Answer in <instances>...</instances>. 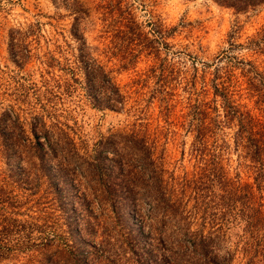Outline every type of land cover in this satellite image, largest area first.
Returning <instances> with one entry per match:
<instances>
[{
    "label": "rangeland",
    "instance_id": "374dc122",
    "mask_svg": "<svg viewBox=\"0 0 264 264\" xmlns=\"http://www.w3.org/2000/svg\"><path fill=\"white\" fill-rule=\"evenodd\" d=\"M73 25L88 45L89 57L118 87L121 104L110 93V98L104 97L98 82L86 87L72 55L76 43L70 32ZM261 29L262 4L236 10L215 0H0V205H8L6 196L13 195L15 203H20L16 216L27 218L30 208L47 207L50 200L56 204L49 181L57 186L65 183L61 197L67 198L70 226H74V191L84 176L76 168V160L54 142L55 132L65 130L78 154L86 155L99 138L133 127L147 134L155 164L161 168L159 178L171 182L172 178L195 177L210 152H215L225 177L252 184L245 209L256 211V225L246 231L240 218L222 219L215 251L218 257L227 253L228 264H264V190L259 197L260 189L253 182L255 171L240 145L234 144L235 125L223 117L225 102L220 94L231 104L245 105L239 108L258 111L253 97H248L247 78L251 68L264 72V45L258 50L249 44ZM105 98L112 107L103 104ZM197 108L205 109L208 116L217 113L220 120L214 133L219 146L210 144L211 151L202 157L191 150L190 123L196 122ZM37 114L51 130L53 142L50 149L42 134L38 135L45 149L42 162L14 140L15 136L33 139L31 123ZM123 152L127 161L135 163L134 168L127 175L126 167L110 174L101 169V183L118 187L114 195L121 190V196L125 192L120 186L131 187L135 198L121 213L109 208L103 211L91 202L95 230L89 239L101 264H146L152 256L162 257L177 248L180 222L174 217L162 220L144 194L154 173L146 165L138 166L128 151ZM101 155L109 156L110 151L102 149ZM211 190V196L221 193L216 182ZM182 201L185 209L191 207L192 199L184 196ZM234 203L238 209L240 204ZM59 216L53 229L0 233V264H61L64 253L75 251L70 250L75 230L70 233L66 218ZM199 218L189 221V230L201 227ZM201 229L207 230V225ZM82 234L88 238L84 231ZM47 240L50 245L43 250L41 244ZM151 245H156V252L149 251Z\"/></svg>",
    "mask_w": 264,
    "mask_h": 264
},
{
    "label": "trees",
    "instance_id": "16d2710c",
    "mask_svg": "<svg viewBox=\"0 0 264 264\" xmlns=\"http://www.w3.org/2000/svg\"><path fill=\"white\" fill-rule=\"evenodd\" d=\"M215 1L222 5L231 6L236 10L245 9L248 6L256 4H262L264 6V0ZM75 25L71 27L70 32L76 43L73 49L67 44V50L72 49V55L75 57L74 61L78 64L79 70L83 73L84 82L88 84L86 87L89 88V84L98 82L103 87L104 97L110 98L107 94L110 93L113 96L112 98H114L113 101L121 104L122 96L118 91V87L108 80L101 66L95 63L93 58L89 57L87 52L88 45L83 36L77 32ZM158 34L161 35V32H158ZM249 44L261 50V46L264 45V29H261L259 36L250 40ZM251 70L252 74L247 78L248 97H253V103L258 110L257 112L253 113L250 108H239L245 105L231 104L224 93L220 94L223 95L222 98H224L225 102L223 105V117L226 122L231 121L235 125V129L233 130L234 144L235 146L240 145L243 156L247 157L250 161V166L253 167L255 171L253 177L254 186L256 189H260V192L261 189L264 190V72L256 71L253 68H251ZM56 86H58V84H56ZM47 91L51 92L50 89ZM92 98L93 102L96 104L95 100L97 99L94 97ZM106 98L103 104L112 107L113 103H108ZM7 112L8 111L5 110V115ZM207 114L205 109L197 108L195 112L196 122L190 123V129L193 131L191 150L197 152L200 157H202L203 154H209L208 151H211L209 149L210 144L213 146L212 148H217L219 146L215 142L214 133L215 126L216 124H220V120L216 119L217 113L214 116H208ZM42 118L41 114H37L34 119H32L33 139L30 140L25 136L24 140H18V136H15L16 138L14 137L18 146L28 147V151H30L34 157L36 156V158L40 159V162H42L41 160L43 159L42 157L45 153V149L38 135L42 134L41 139L45 140L46 146L50 149H52L51 143H53L50 138L51 130L44 124ZM55 133L57 136L54 137V142H58L63 151L76 160V168L82 170L80 174L84 176V181L76 184L77 188H75L74 191L76 204L72 205L73 201L71 202V196L69 199L72 210L76 211V214H72L75 215V225L70 226L72 222L69 218V212L67 211V198L65 195L61 197L62 188L65 187V183L57 186L56 182L49 181L53 192L52 198L55 199V205L57 207L55 205L53 206L51 200H48L49 206L37 207L36 209L29 207L30 214H27V218L20 219L16 216L20 214L18 210L20 203L16 204L15 197L13 195H8L6 196L8 205H4L5 203L0 205V233H5L7 230L14 229L19 231L33 229L40 232L46 227L47 229H53L56 225V218L61 214V217L64 216L63 218H66L65 222L68 224L70 233H72V229L75 230L71 235L72 243L70 244V250L75 251H72L70 253L71 255L64 253L61 264L62 261L64 264L68 262L69 264H101L100 254L95 244L89 239V236H91L95 230L92 226L93 221L90 219L92 216L90 203H98L99 208L103 209V211L109 208L110 212H116L126 206L127 202H131V195L133 193L131 187L120 186V189L122 188L125 193L121 196V190L119 189L120 193L114 195V191L118 187L102 186V179L99 173L102 170H104V173H109L113 171V169L123 172L125 171L123 168L126 167L129 168L125 172L127 175V172H130L131 168H134L135 163L132 162L133 164H131L124 158V149L128 151L130 155L135 156L134 159L138 161V166L146 165L150 173L151 170L154 173L151 175L152 185L145 189L144 194L148 196L153 206L157 208V212L160 213L162 220H165L166 217L169 219H173L174 217L177 223L180 222V240L176 242L177 248L169 251V253L162 257L152 256V259H149L146 264H228L229 256H227V253H223L221 257H218L215 251L217 248L216 241L218 239V233H220L219 227L222 224L221 220L225 219L227 221V218H240L244 221V229L246 231L252 228V225H256V219H254V212L256 213V211L252 212V210H250L248 212V210L245 209L247 203L250 201V197H252V184H238L237 180L225 177L219 165L218 153L210 152L209 158L205 160L199 171H197L198 175L195 177H182L177 180L172 178V181L169 182L166 179L159 178L158 171L161 170V168L155 164L154 159L156 157L152 156L153 147L146 141L147 134L143 130L131 127L128 132L118 131L112 133L110 136L99 138L92 143L86 155L78 154L76 151L77 146L73 138L69 136L65 130L59 128ZM29 143H31V146ZM102 149L109 150L110 155H101ZM31 153L30 156H33ZM30 161L33 160L30 159ZM127 179H129V177H127ZM214 182H216L219 189H221V193H215L212 197L208 192H210ZM1 189L2 187H0V190ZM187 191L189 192L187 193ZM213 192L214 189L211 190V193ZM63 193L68 192L65 191ZM28 194H26V197ZM184 196L185 198L192 199V205L188 209L184 208V203L182 201ZM262 196L263 194L260 192L259 197L262 198ZM56 200L58 202H56ZM234 201L240 204L238 209L235 208L236 204ZM8 207L10 209H7ZM13 207H16V209H13ZM178 209L180 211H178ZM56 210L59 211L58 214H54ZM119 212L121 213V211ZM197 216L200 217V221L197 224L201 225V227L189 230L187 224L193 217ZM217 219L220 222H217L215 225ZM205 225H207V230L203 231L201 228ZM82 231L87 235V239L83 237ZM104 239L103 243L106 242ZM157 241H159V239ZM134 243L138 245L137 240H134ZM81 244L84 245L80 246ZM152 244H157V242H152ZM47 245H50V240L44 241L41 244V248L45 250L43 246ZM162 247L165 246L162 245ZM154 248L157 249L156 245ZM154 248L151 245L149 251L151 252ZM71 256L73 257L72 262L69 260L72 258ZM56 263H59L58 257Z\"/></svg>",
    "mask_w": 264,
    "mask_h": 264
}]
</instances>
